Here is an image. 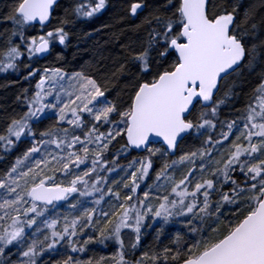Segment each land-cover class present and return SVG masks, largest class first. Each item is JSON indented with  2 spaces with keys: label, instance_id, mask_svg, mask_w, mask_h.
Wrapping results in <instances>:
<instances>
[{
  "label": "snow or ice",
  "instance_id": "obj_1",
  "mask_svg": "<svg viewBox=\"0 0 264 264\" xmlns=\"http://www.w3.org/2000/svg\"><path fill=\"white\" fill-rule=\"evenodd\" d=\"M59 6V0H13L3 18L12 27L0 47V73L27 60L25 79H39L31 96L25 90L27 110L0 132L5 154L29 142L0 174V264H39L62 250L65 258L51 264H93L72 253L108 241L119 246L113 264H129L126 249L138 247L149 221L161 230L184 223L191 243L164 249L175 264H264V40L253 41L264 20L258 26L250 8L242 27L230 0H156L146 35L121 44L110 75L98 79L84 69L33 67L69 39L67 14L49 30ZM107 7L108 0H77L71 16L91 19ZM147 7L129 0L125 11L136 18ZM36 28L40 34L26 35ZM256 67L261 76L252 97L221 120L237 96L233 88L218 95L222 83ZM121 78L126 86L110 99L109 83ZM45 119L53 123L38 130ZM190 140L199 146L165 159ZM133 152L139 155L119 165ZM154 158L163 163L144 190ZM178 166L186 169L179 179ZM70 198L74 215L61 225L52 213ZM126 234L134 235L127 245ZM151 259L156 264L159 257Z\"/></svg>",
  "mask_w": 264,
  "mask_h": 264
},
{
  "label": "trees",
  "instance_id": "obj_2",
  "mask_svg": "<svg viewBox=\"0 0 264 264\" xmlns=\"http://www.w3.org/2000/svg\"><path fill=\"white\" fill-rule=\"evenodd\" d=\"M76 2L77 0H59L60 6L53 14L52 24L49 26V30L58 26V22L65 19L67 14V19L72 22L66 25V31L69 32V39L66 45H59L57 43L51 55L35 61L33 67L41 70L44 67H62L69 72L84 69L89 74L97 76L98 79L105 73L110 75V70L115 67V63L120 57L122 51L120 45L138 42L146 35L144 21L150 15L152 6L156 3V0H145L148 7L136 18L130 17L125 11L129 0H108V7L102 14L85 20L76 19L71 16V8L74 7ZM12 3L13 0H0V47L5 45L6 35L12 27L9 21L3 19L7 15ZM230 3L237 6V22L242 27L245 26L244 14L250 8L256 12L255 20L258 26L264 20V0H230ZM138 25H142L143 27L137 28ZM33 34H40V29H28L26 35ZM262 40H264V30L258 27L256 34L253 36V41L259 44ZM57 55L61 59H57ZM26 63L27 60L20 63L16 71L0 73V132L4 131L13 117H18L27 110L24 103L25 90H27L28 96L33 94V86L38 80V75L34 78L25 79L28 74V69L24 67ZM97 67L104 69L105 72L98 73ZM260 76L261 69L260 67H256L254 70H245L243 76L234 75V77H229L227 81L222 83L221 92L218 95H223L227 88H233L237 96L235 99L229 101V107H225L222 110L221 120L227 118L229 113L232 112V105L236 108H242L248 102L260 81ZM125 86L126 81L122 78L120 80H113L108 85L109 98L113 99L118 94H121L120 90ZM51 123H53V120L45 119L36 127L38 130L43 131ZM28 146V141H22L10 154L0 151V157H3L0 159V174L10 167L15 158L21 155ZM198 146L199 142L197 141H186L180 145L176 156L166 157L165 159L168 162L172 159H178L181 152L194 150ZM117 148H119V145L112 151L115 152ZM138 155L133 152L127 159L121 158L118 163L121 166H126L131 159ZM162 163L163 161L160 159L154 158V170L150 173L151 178L141 185L142 189L146 190V185H154L155 172L159 170ZM185 171V168H177V179ZM57 176L58 178H62L60 174H57ZM142 192L138 190L139 195ZM121 194L123 196V190ZM71 202L74 201L70 198L69 202H63L62 206L56 208L55 212L52 213V215L61 218V225L63 224L62 218L64 214L70 211L69 204ZM105 207L107 208V205ZM71 215L73 216L74 213ZM176 222L165 225L162 230L158 223H155L154 227L149 230L147 228L143 229L141 242L138 247L135 250L130 247L126 249V259L129 261V264H135V261L140 260L142 257L144 258L143 264H153L152 256L159 257L156 264H165V255L168 256L166 264H175L171 260L173 253L169 252L165 254L164 249L169 248L174 251L177 248H183L185 243H191L187 234L181 236L179 242L173 238L174 235L172 233L176 230ZM125 232L127 233L128 230H125ZM84 238L86 239V236ZM39 239H43V236H39ZM124 239L127 245L129 241H134V235L126 234ZM118 250L119 246L114 241H108L105 244H88L84 253H72V255L82 260L92 259L93 264H97V262L99 264H113V257ZM145 253H147V257H145ZM102 257L104 258L103 260H101ZM62 258H65L63 250L61 255L54 256L51 259L45 255L43 260H48L49 264H51L52 259L59 260ZM43 260L39 264H43Z\"/></svg>",
  "mask_w": 264,
  "mask_h": 264
},
{
  "label": "rangeland",
  "instance_id": "obj_3",
  "mask_svg": "<svg viewBox=\"0 0 264 264\" xmlns=\"http://www.w3.org/2000/svg\"><path fill=\"white\" fill-rule=\"evenodd\" d=\"M38 79H39V75H38ZM38 81V80H37ZM36 81V82H37ZM36 84V83H35ZM33 93L35 92V85L33 86ZM181 154H183L182 152L179 154V155H181ZM179 157V156H178ZM178 168H180L179 166H178ZM140 197L142 198L143 197V192L140 194ZM151 202L152 203H155V199L154 198H152V200H151ZM69 212H67V213H65L64 214V216H68L69 218H71V214H73L72 213V210H71V208H69ZM148 223H150L152 226L151 227H149V228H147L148 230L149 229H151L152 227H154V224L155 223H153L152 221H149ZM177 223V227L175 228L176 230H175V232L174 233H172L173 235H174V237L173 238H175L176 239V236H177V233H180V235L181 236H184L186 233H187V230L185 229V226H184V223L182 222V221H178V222H176Z\"/></svg>",
  "mask_w": 264,
  "mask_h": 264
},
{
  "label": "water",
  "instance_id": "obj_4",
  "mask_svg": "<svg viewBox=\"0 0 264 264\" xmlns=\"http://www.w3.org/2000/svg\"><path fill=\"white\" fill-rule=\"evenodd\" d=\"M47 55H45L44 57H46ZM138 154V153H137ZM173 157V156H172ZM63 203V202H62Z\"/></svg>",
  "mask_w": 264,
  "mask_h": 264
}]
</instances>
